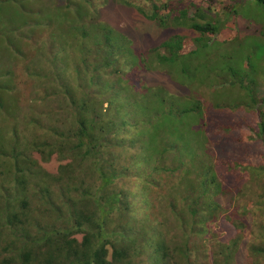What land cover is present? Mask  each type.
<instances>
[{
	"label": "trees",
	"instance_id": "obj_1",
	"mask_svg": "<svg viewBox=\"0 0 264 264\" xmlns=\"http://www.w3.org/2000/svg\"><path fill=\"white\" fill-rule=\"evenodd\" d=\"M141 1L178 33L136 48L90 16L27 67L32 133L0 130V264H264L246 218L264 212V0ZM15 103L0 96L6 118Z\"/></svg>",
	"mask_w": 264,
	"mask_h": 264
},
{
	"label": "rangeland",
	"instance_id": "obj_2",
	"mask_svg": "<svg viewBox=\"0 0 264 264\" xmlns=\"http://www.w3.org/2000/svg\"><path fill=\"white\" fill-rule=\"evenodd\" d=\"M231 2V0H217L216 4L220 9L223 3L228 5ZM133 5L144 6L146 2L141 0H0V96L14 95L17 100L12 109L14 117L6 118V112L0 110V114L5 115V118L0 116V130L9 136L11 128L17 127L20 132L27 131L31 135L32 130L25 127L24 120L25 116L32 113L31 106L34 104L32 98L35 96L39 83L37 79L29 76L27 67L34 70L35 65L37 66L35 63L37 56L40 52L46 51L48 43L53 41L50 46H56L58 37L67 40L84 28L89 29L85 23L89 24L90 18H94L93 23L100 22L113 27L120 33H125L134 40L136 48L145 49V47L158 45L178 33L174 29L163 30L154 22L147 21L137 13ZM237 24L242 30L247 28V22L241 17L238 18ZM20 36L34 38L31 43L23 46L25 55L21 59L15 57L17 61L12 65L14 88L9 89L8 83L11 77H7L6 72L11 67L12 50L15 52L19 49V44L15 42ZM4 84L8 85L5 89ZM260 95L264 96V89L260 90ZM36 110L41 111V107ZM6 111L8 112V105ZM230 151L234 157L240 156L237 147ZM35 157L39 159L38 155ZM58 165L59 163L53 159L50 163H44L43 167L54 174L57 172ZM236 195L237 191H234L233 196L236 197ZM239 202L243 203L241 198ZM237 203L235 199L232 205L227 206V210H237ZM250 210L246 218L253 227L256 223L264 222L262 209L255 206L250 207ZM215 233L224 240L235 231L230 224L219 223Z\"/></svg>",
	"mask_w": 264,
	"mask_h": 264
}]
</instances>
